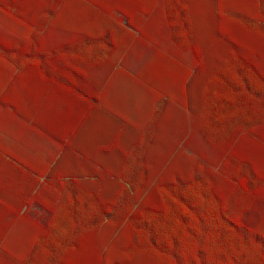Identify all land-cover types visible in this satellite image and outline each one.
Masks as SVG:
<instances>
[{"label": "trees", "instance_id": "trees-1", "mask_svg": "<svg viewBox=\"0 0 264 264\" xmlns=\"http://www.w3.org/2000/svg\"><path fill=\"white\" fill-rule=\"evenodd\" d=\"M153 1L195 65L151 68L135 126L99 95L141 33L123 0H0V264H264V0ZM94 106L125 129L88 142Z\"/></svg>", "mask_w": 264, "mask_h": 264}, {"label": "crops", "instance_id": "crops-1", "mask_svg": "<svg viewBox=\"0 0 264 264\" xmlns=\"http://www.w3.org/2000/svg\"><path fill=\"white\" fill-rule=\"evenodd\" d=\"M138 0H123V9L127 14H132L133 19L137 22L141 33L136 34L129 46L123 49V56L119 61V66L111 73V75L103 79L100 85L99 95L103 100L104 107L107 105L112 113L125 121H128V116L132 117L130 120L136 125H141L143 119L149 117L151 105L155 102V95L153 88L149 86L152 78H150L151 68L160 64H170L174 66L176 63H186L189 66L195 65V59L189 54H176L173 57H168L160 52V50L153 46V40L157 36L156 29L150 25L154 22L155 26L159 18V8L153 0H144L146 11L144 14L133 10L134 6L137 7ZM157 27V26H156ZM144 40H140V39ZM140 79L145 78L146 82ZM156 85V84H155ZM91 91L93 89L91 88ZM178 97L182 100L185 99L183 91L175 90ZM5 120L7 140H12L15 135V118L10 113L2 115L0 112V125H3ZM23 124L28 126L26 121ZM116 120L115 117L108 115L105 110L99 107H90L87 113V127L85 128L86 140L90 143L95 140H103L104 135L109 132L115 133L120 131L119 128L125 127ZM111 128V131L108 129ZM20 141H27L24 134H20ZM37 143V148L42 153H47L48 148L41 142H46L43 134H38L37 138H33ZM12 150L13 144L7 142V148ZM90 150L97 151L94 146Z\"/></svg>", "mask_w": 264, "mask_h": 264}]
</instances>
